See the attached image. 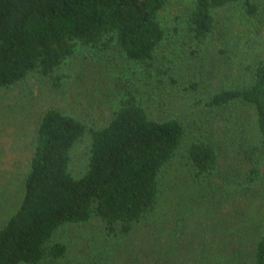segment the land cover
<instances>
[{
	"label": "rangeland",
	"instance_id": "1",
	"mask_svg": "<svg viewBox=\"0 0 264 264\" xmlns=\"http://www.w3.org/2000/svg\"><path fill=\"white\" fill-rule=\"evenodd\" d=\"M253 1L258 12L252 16L242 4L216 10L213 33L199 42L188 26L194 0H169L160 14L166 39L152 66L124 59L115 47L78 45L55 73L62 78L59 88L37 72L14 87L0 88L3 217L20 204L17 188L29 168L39 119L50 108L79 118L91 129L100 128L131 92L153 119L176 118L185 128L181 150L160 174L156 208L130 235L109 236L99 218L68 224L48 243V248L64 244L65 255L48 254L40 264L244 263L246 256L240 259L239 254L250 253L256 240L255 235L245 236L248 224L264 225V158L251 140L256 132L249 107L236 102L225 111L207 102L225 89L251 85L256 66L264 62V0ZM201 139L214 143L219 156L218 169L207 181L195 179L186 165L189 147ZM91 144L88 132L72 150L70 171L75 177L87 169ZM255 167L259 176L246 185L247 193L240 188L239 196H222L220 190L229 186L235 170L243 178Z\"/></svg>",
	"mask_w": 264,
	"mask_h": 264
},
{
	"label": "trees",
	"instance_id": "2",
	"mask_svg": "<svg viewBox=\"0 0 264 264\" xmlns=\"http://www.w3.org/2000/svg\"><path fill=\"white\" fill-rule=\"evenodd\" d=\"M169 0H0V88L14 87L32 73L54 80L56 71L78 47H115L123 58L152 66L166 39L160 14ZM242 4L246 15L257 14L253 0H194L188 26L202 42L216 26L215 11ZM254 82L225 89L207 104L227 111L239 102L252 110L251 140L264 158V62L254 70ZM253 130V132H254ZM88 132L92 144L87 169L80 177L70 171L74 146ZM185 128L176 118L153 119L138 97L128 92L109 122L90 128L57 108L39 119L35 148L21 187L19 206L0 220V264H40L46 256L65 255L66 246L48 248L55 232L68 224L99 218L109 236H128L156 208L159 177L181 150ZM256 139V142H255ZM197 180L215 175L219 156L214 143L197 140L186 155ZM260 158V159H261ZM259 159V160H260ZM257 159L256 161L259 162ZM223 186L222 196L247 193L246 185L259 170H239ZM232 184V187H230ZM225 185V184H224ZM240 193V194H239ZM255 235L243 264H264V225L248 224L246 237ZM49 254V255H48ZM238 262V261H237ZM236 262V264H237Z\"/></svg>",
	"mask_w": 264,
	"mask_h": 264
}]
</instances>
